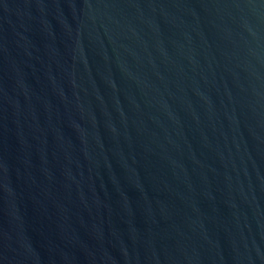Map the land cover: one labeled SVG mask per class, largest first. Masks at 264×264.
<instances>
[{
    "label": "water",
    "instance_id": "obj_1",
    "mask_svg": "<svg viewBox=\"0 0 264 264\" xmlns=\"http://www.w3.org/2000/svg\"><path fill=\"white\" fill-rule=\"evenodd\" d=\"M0 264H264V0H0Z\"/></svg>",
    "mask_w": 264,
    "mask_h": 264
}]
</instances>
